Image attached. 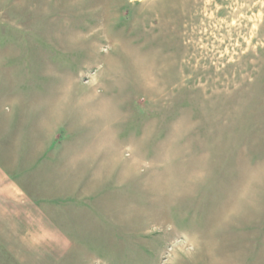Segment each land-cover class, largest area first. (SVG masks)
<instances>
[{
    "label": "rangeland",
    "instance_id": "obj_1",
    "mask_svg": "<svg viewBox=\"0 0 264 264\" xmlns=\"http://www.w3.org/2000/svg\"><path fill=\"white\" fill-rule=\"evenodd\" d=\"M1 90L4 177L88 212L45 264H264V0H0Z\"/></svg>",
    "mask_w": 264,
    "mask_h": 264
},
{
    "label": "crops",
    "instance_id": "obj_2",
    "mask_svg": "<svg viewBox=\"0 0 264 264\" xmlns=\"http://www.w3.org/2000/svg\"><path fill=\"white\" fill-rule=\"evenodd\" d=\"M6 97L5 90H1L0 104L7 102ZM10 165L12 164L0 160V264H31L29 262H34L37 255L42 256L40 262L45 264L46 253L44 251L37 252L35 247L37 242H30L27 236L30 232L29 225L36 224L35 218L40 225L39 233H50L46 239L38 241L40 246H50L57 250L55 252L56 257L52 256V259H56V261L64 259L63 257L65 254L67 255L69 249L78 248L76 240H72V238L77 239V236L73 237L74 232H80L76 230L86 226L88 212L71 202V199L78 195V191H74V193L61 192V189L59 192L54 191L51 194H46V197L32 195L28 191H18L17 187L22 188L20 183L23 185L29 184V182H19L20 178L4 177L2 169H10L8 168ZM69 165L68 168L72 166ZM41 177L43 176L41 175ZM76 178L77 176L67 177L63 181L52 179L54 185H62L66 184L67 180V183H71ZM46 181L47 179L42 183L38 180V183H49ZM49 199L54 200L55 203H45ZM91 215L98 218L95 214ZM91 215L89 216L92 218ZM82 231L85 233V230ZM38 261L36 259L35 262L38 263ZM66 264L68 263L66 262Z\"/></svg>",
    "mask_w": 264,
    "mask_h": 264
}]
</instances>
